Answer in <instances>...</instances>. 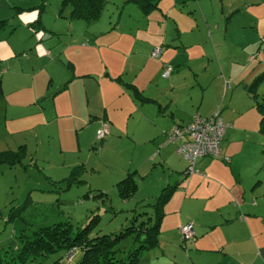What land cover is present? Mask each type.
<instances>
[{
  "label": "rangeland",
  "instance_id": "374dc122",
  "mask_svg": "<svg viewBox=\"0 0 264 264\" xmlns=\"http://www.w3.org/2000/svg\"><path fill=\"white\" fill-rule=\"evenodd\" d=\"M63 1L0 0V21H3L0 24H5L1 28L0 40L7 38L3 34L10 36L12 33L19 38L14 43L12 40L0 41V50L2 45L8 43L9 50L15 53L16 57V61L11 63L1 62L0 73L7 71L10 66L14 72L21 71L22 65L26 63L27 55L30 56L27 61L35 58V54L49 58L47 51L52 52V60H55L56 56L59 57L57 61L47 63L43 67L41 64L38 72L34 70L31 73L32 77L27 70L28 76L22 79L24 81L22 83H26L28 89L27 87L22 89L23 92H20L18 96L12 94L9 85L6 86L5 91L11 97H0L1 107L7 104L9 98L12 105L22 99V96L30 95L32 89L39 98L38 102L28 99L26 109L33 114L30 116L32 118L25 120L28 122L27 126L21 131L15 127L0 128V152L6 150L14 152L21 145L25 146L26 152L21 165L0 166L1 251L11 249L10 251L13 252L17 246V237L22 233L29 235L37 228L57 223L68 222L74 232L90 225L89 238H93L118 233L131 224L135 215L138 222L146 217H152L151 205L160 190L165 187V182L170 181V185H174L176 181L179 182L182 179L180 172L188 167V163L176 154L178 144L166 143L172 156L167 162H164L167 157L166 150L159 149L158 154H154L157 144L153 146L151 141H145L148 137L146 123L141 119V114L149 116L154 108L152 105H144L133 99L130 90L123 88L115 81L120 79L118 75L121 73H118V70H121L122 74L128 71L125 76L128 82L136 78V85L144 89L143 93L148 97H153L152 95L163 97L164 93L161 89L169 83L171 78L172 82L165 91L166 99L170 96L168 89L172 88L171 94L175 97V104L182 107L186 113H190L189 110H191V104L186 102L189 95L193 98V105L197 106L201 96L204 97L205 104L212 103L205 105L207 109L212 105L215 106L216 103L219 105L218 96L221 97L224 91L230 94L238 88L239 80L234 81L233 75L242 65L232 64L224 58V66L222 67L220 62L217 64L218 70L215 69L218 79L209 83V86L202 87L201 90L199 89L201 84L199 81L196 82L195 78H200V81L205 80L203 78L212 68L211 64L208 65L207 72L203 73L202 67L206 63L205 59H201V55L210 56L216 63L217 60H214L215 56L209 44L215 39L221 46L226 27L227 35L234 34L230 30L234 23L264 26V0H246V2L236 0L231 6L227 5L232 0H223L224 8L221 0H177L176 5L175 0H162L159 4L160 10L154 11L147 19L134 5L126 4L125 0H106L98 20L90 23L70 20V8L62 7ZM245 3L252 6L248 10L244 9ZM227 13L233 15L229 16ZM217 25L219 29L215 31ZM26 32L27 36L32 34L30 41H23ZM126 34L137 42L123 43ZM163 36L167 37V42H160V44L171 46L170 51L177 50L173 46L180 45L179 37L180 43L186 45L184 50L192 52L185 55L187 61L191 62L190 69L180 66L177 67L178 72H174L173 68L166 64L162 67L160 74H157L154 62L160 59L150 55L141 54L138 57L133 54L140 50V44L144 45L139 40L151 43L162 39ZM41 39L46 51L43 53L39 52L42 47V43L39 42ZM128 40L131 39L127 38V42ZM162 44L153 49L165 50L166 47ZM235 46L224 52V54H231V61H237L248 53V46L245 48ZM260 48L264 50V36L259 38V46L249 52L260 54ZM260 59L263 58L259 57L253 64L255 65ZM144 62L145 68L141 71V65ZM69 63L75 65V77L87 69L98 78V81L103 80L101 90L105 102L109 101L108 104L116 109L119 107L116 111L108 112L110 121L107 122L112 132L103 140L96 138L98 123L95 121L91 124L87 123L90 118L84 110L87 102L85 88L80 82L82 81L80 77L72 79L74 75L72 69L68 68ZM166 66L171 67V71L168 77L163 78L162 74L169 68ZM109 70L113 74L110 75ZM263 72L264 68L260 73ZM159 75L164 82L160 81ZM69 79H72L69 88L56 92V89H61ZM106 81L108 83H105ZM227 82L231 86L228 89ZM56 85L60 86L56 87ZM155 85L158 86L157 92L153 91ZM114 86L127 92L124 100H119L118 104L115 98L117 89ZM258 89H262L260 93L264 95V82ZM237 98V96L234 97L235 100ZM240 138L246 139L245 144H239L246 159L244 170H252L253 167L257 170L264 167L262 153L264 135L245 133L240 135ZM256 142L258 148L255 145ZM210 159L219 160L221 157ZM224 161L221 159L220 163L224 165L229 176L228 164ZM75 167H82V170L78 169L76 175L70 177ZM128 172H136L134 180L137 190L131 199L122 201L118 197L116 184L123 180ZM253 173L247 174L246 182H251L252 186L257 181H262L260 189L253 194L251 201L260 207L263 206L257 215L264 220L262 200L264 169L258 173L257 177L253 176ZM27 199L28 204H26ZM179 200L180 197L177 195V198L169 205L175 206ZM206 203L207 201L203 198H198L197 203L189 201L186 212ZM25 205L21 218L8 221L10 213L16 211L20 213L21 211L17 209H22ZM224 208L229 210V216L234 219V210L227 203ZM209 215L210 212L206 213L205 217L208 218ZM223 218L227 216L224 215ZM220 220L221 218H215L211 223ZM236 222L237 220L230 231L222 229V232L218 231L216 234L221 233V236L225 237L233 235L237 228ZM133 247L131 238L121 241L115 249L116 258L123 259ZM148 252L143 253L140 264L142 262L146 264L144 261L149 256L147 254H151L153 250L150 251L151 253ZM64 256L65 253L57 252L27 264H52L57 260H60L62 264H75L81 258V251L76 250L69 263L65 261ZM251 260L252 256L248 253L244 261L250 263Z\"/></svg>",
  "mask_w": 264,
  "mask_h": 264
},
{
  "label": "crops",
  "instance_id": "0c3cea01",
  "mask_svg": "<svg viewBox=\"0 0 264 264\" xmlns=\"http://www.w3.org/2000/svg\"><path fill=\"white\" fill-rule=\"evenodd\" d=\"M176 1L177 0H175V5L177 4ZM244 1L246 2V0ZM223 2L224 1L221 0L222 6ZM235 2L236 0L229 1L227 6H231V4ZM250 6L252 5L245 3L244 9L248 10ZM158 10H160L159 5ZM153 13L154 12H152L150 15ZM227 14L229 16L233 15L231 13ZM144 18L147 19L148 16ZM2 22L3 21H0V23ZM4 26L5 24H0V33L1 28ZM218 29L219 26L217 25L215 31ZM230 30L234 34L227 35L226 27L221 46L215 39L211 44H209V48L213 51L215 56L214 60H217L216 63L213 62V58L210 56L201 55V59H205L206 63L205 66L202 67L203 73L207 72L206 70L209 68L208 65H212L211 71H208L209 74L203 78L205 80L202 79L203 81H200V78H195L196 82H200L201 85L199 89L202 90V87H207L209 86V83H212L214 80L218 79L217 75H215V69H217V64L220 62H222V67L224 66V58H226L232 64H238V66L242 65V67H239V70H237V72H235L233 75L234 81L239 80L238 88L231 91L230 94H227V91H224L221 97L218 96L219 105L216 103L215 106L212 105L210 108L206 109L205 105H211L212 103L207 102L205 104L204 97L201 96V100L196 106L195 104L193 105V98H191L189 95L186 99V102L191 104V110H189L190 113H186L182 107L175 104V97L171 94L172 88L168 89V92L170 93L169 99L167 98V100L164 97L167 87L172 82L171 78L169 79V83L165 84L166 86L161 89L164 93L163 97H159L158 95H152L153 97H148L144 95V89H141L138 87V85H136V78H133L134 81L128 82L125 79L128 71L126 74H122V71L118 70V73H121L118 75L121 80H123L126 84L133 85L145 98L154 102L143 103L144 105H152V108L154 109L149 116L141 114V119L146 123L145 128L147 129L146 132L148 137L145 141H151L153 146L157 144L154 154L157 155L159 149L167 151V157L165 158L164 162H167L170 158H172L170 152L167 149L168 146H166L164 141V132L168 131L173 126L188 125L195 114H198L201 117H208L214 114L216 111H218L222 121L228 125L225 135L223 136V139L220 143V154L221 159L225 160L228 164L227 168L229 176L227 175L226 168L223 167L224 165L220 163L221 159L216 160L210 159L208 157L200 158L196 161L194 165V171L196 172L186 177L182 175V179L179 181L181 182L179 187L174 191L170 200L163 209L164 217L160 224L158 248L154 249L152 253L150 251L148 252L151 254H147L149 256H147L148 258L144 261L146 264H264V220L257 215V213L262 210L263 206L260 207V205L256 204L254 201H251L253 200L251 199L253 198V194L260 189V183L262 181H257L252 186L250 185L251 182H246L248 180L246 178L247 174L254 172L253 176L256 175L257 177L258 173L262 171L264 167L257 170H255V167H251L252 170H244L246 159L244 153L239 147V144L242 145L246 143V139H241L240 135L245 133H259L258 125L260 116L255 110L254 104L252 102L253 100L251 99L250 95L247 94L245 87L249 86V83L262 71V68H264V50L260 48V54L249 52L250 50H253L259 46V38L264 36V26L234 23ZM121 31L122 30H120V32ZM3 35H5L7 38H3L0 41H3L4 39L7 41L12 40V43H14L18 41L17 39H19L16 38L13 33L10 36H7L8 34ZM27 35L28 33L24 36L23 41L29 40L32 36V34L31 36ZM119 35L121 36L122 34ZM124 36L123 43L133 44L137 42V40L134 38H130V35L128 34ZM127 38L131 40H128L127 42ZM42 39L39 40L40 44L42 43ZM139 41L144 43V45L142 46V44H140V50L133 54L138 57H140L141 54L149 56L151 50L154 47H158L162 44H160V42H167V37L163 36L162 39H158L151 43H146L142 40ZM178 43L180 45L173 46V48L177 49L175 51H170L169 48H171V46L162 44L166 47V49L161 50L160 56L158 58L160 60L154 62L156 63L155 67L157 74H160L162 67H164L166 64L170 65L174 72H178L179 68L177 67L180 66L189 68L191 62L187 61L185 55H189L192 52L187 49L184 50L186 45L180 43L179 37ZM235 45L241 48L248 46V53L245 56H241L237 61H231V54H224V52L236 47ZM9 48L10 46L8 43L2 45V49L0 50V63H6L8 61L11 63L12 61H16L15 53L10 51ZM87 49L88 48H86V50ZM39 52H46L44 50L43 43ZM47 52L48 56H50L49 58H43L34 53L35 58L27 61L28 57H30L27 55V59H25L26 63L22 65L21 71L14 72L11 66L8 67L7 71H2V73H0V97L9 96L5 91L6 86L9 85L11 86V89L9 90H11L12 94H14V96H18L20 92H23L21 91L22 89H26V87L28 89L27 84L22 83L24 82L22 79L25 76H28L26 73L27 70L30 71V74L33 73L34 70V72H38L41 64H43L41 65V67H43L47 63L58 60V56L55 57V60H52V52ZM261 53L263 54L261 55ZM58 54H60V52H58ZM259 57L263 58L260 59V61H263H259L254 65L253 63L259 59ZM144 64L146 63L144 62L141 65V71H143L145 68ZM68 68L72 69L73 71L74 77L72 79H78L79 77L82 79L80 82L82 83V86L84 85L83 87L85 88V96L87 99L84 110L87 112V117L90 118L89 122L87 121V123L91 124L93 121L98 123L99 126L96 129L97 131L102 124L110 121L108 112L110 110L116 111L119 109V107L116 109L115 107L108 104L109 101L108 103L105 102L101 90V83L103 80L98 81V78L87 69H84V73H78L80 75L75 77V65L69 63ZM108 73L110 75L113 74L110 70ZM30 76L32 77V74ZM159 76L160 81L164 82L161 78V75ZM72 79L66 81L61 89L57 88L56 92H58V90H67L70 83H72ZM105 83L108 82L106 81ZM226 84H228V82ZM59 86L60 85H56V87ZM228 86L231 87L230 84H228ZM229 87H227V89ZM114 88L117 89V95L115 98H117L118 104L119 100H124L125 94L127 92L116 86H114ZM261 90L262 89H258L257 94L259 98L264 99V95L260 93ZM153 91H158L157 85L154 86ZM37 95L38 94H35L34 89H32L30 95L27 94L26 97L22 96V99L17 100L12 105H10L9 98V101L4 107L0 106V128L2 126L6 129L15 127V129L21 131L22 128L26 127L28 122L25 120L27 118H32L30 116L33 114L26 109L27 101L30 98L31 100H37L38 102L39 98ZM236 96L238 98L235 100L234 97ZM157 105H160L163 108L160 107L161 109L158 110ZM149 111L151 112V110ZM17 113H19V115H17ZM55 117H57V115H55ZM106 124L108 126L109 135L111 134L112 130L108 122ZM262 141L264 142V140ZM255 145L258 148L257 142ZM231 166H233V168ZM184 170L185 169L180 172V175L184 172ZM169 182L170 181L165 182V187L170 185ZM249 185L250 189H248ZM177 195L180 197L178 204L175 206H173V204L169 205L172 200L177 198ZM262 196V200L264 202V194ZM198 198L205 199L207 203L199 206L196 209L194 208V210L190 212H186V209L189 208L188 202L193 201L197 203ZM226 203L232 208V210H234V219L229 216V210L224 208ZM191 207H193V205ZM199 210H201V213H199ZM209 212L210 215L208 218H206L205 214ZM224 215H226L227 218H223ZM215 218H221V220L211 223V221ZM236 220L237 228L233 235L225 237L223 235L221 236V233L219 235L216 234L218 231L222 232V229H226V231L233 229ZM184 224L192 225L195 240L191 243L182 245L180 241L179 228ZM246 253H250L252 256L250 263H246L244 261V258L247 256ZM141 264L144 263L142 262Z\"/></svg>",
  "mask_w": 264,
  "mask_h": 264
},
{
  "label": "trees",
  "instance_id": "16d2710c",
  "mask_svg": "<svg viewBox=\"0 0 264 264\" xmlns=\"http://www.w3.org/2000/svg\"><path fill=\"white\" fill-rule=\"evenodd\" d=\"M160 1L125 0V3L134 5L144 17H147L152 12L158 10ZM105 3L106 0H64L62 7L70 8V20L90 23L98 20ZM115 81L120 83L123 88L130 90L132 98L140 103H154L152 100L145 98L133 85L122 83L120 79H116ZM263 82L264 72L256 76L251 81V84L245 88L247 94L250 95L254 102L255 110L260 116L258 131L264 135V99L259 98L257 94L258 88ZM160 107V105H157L158 110L163 108ZM171 129L164 132V136L166 137L165 143L167 144H173L167 142L166 135ZM25 156V146L23 145L19 146L14 152L10 150L1 151L0 166L14 167L21 165ZM78 169L82 170V167L73 168L70 177H74ZM135 175L136 172H128L126 177L116 184L118 197L122 201H127L135 195L137 190L134 180ZM180 183L176 182L172 186L167 185L160 190L154 203L151 205L152 217H146L144 220L138 222L137 215H135L131 220V224L116 234L89 238L90 225L74 232L68 222L40 227L33 230L29 235L22 233L17 237V246L13 249V252L10 251L11 249L8 251L0 250V264H27L57 252L65 253L64 259L69 263L72 261L73 253L76 250L81 251V258L75 264H140V259L144 252L158 248L160 224L164 217V206L168 203ZM26 201V204H28L29 200L27 199ZM25 208L26 205L22 209H17L21 211L20 213L18 211L10 213L8 221L21 218V213ZM129 238L132 239L134 247L128 251L123 259H117L115 253L116 247L121 241ZM194 240L195 236L191 241H184L181 238V243L183 245ZM52 264L62 263L60 260H57Z\"/></svg>",
  "mask_w": 264,
  "mask_h": 264
},
{
  "label": "built area",
  "instance_id": "2783aa9c",
  "mask_svg": "<svg viewBox=\"0 0 264 264\" xmlns=\"http://www.w3.org/2000/svg\"><path fill=\"white\" fill-rule=\"evenodd\" d=\"M160 51V48H155L151 51L150 56L157 58L160 55ZM170 71L171 67L167 68L162 77H168ZM226 87H229L228 84H226ZM227 127L228 125L222 121L218 112L209 117H201L196 114L189 125L184 127L174 126L166 134L168 143L178 144L176 154L188 163V167L184 172L185 176L196 172L194 171V165L198 159L221 157L220 143ZM108 132V126L102 124L96 131V138L103 140ZM179 231L184 241L194 239V231L191 224L182 225Z\"/></svg>",
  "mask_w": 264,
  "mask_h": 264
},
{
  "label": "clouds",
  "instance_id": "9594fccd",
  "mask_svg": "<svg viewBox=\"0 0 264 264\" xmlns=\"http://www.w3.org/2000/svg\"><path fill=\"white\" fill-rule=\"evenodd\" d=\"M184 172H185V170H184ZM184 172L182 173V175L184 176V177H186L185 175H184ZM188 176V175H187Z\"/></svg>",
  "mask_w": 264,
  "mask_h": 264
}]
</instances>
